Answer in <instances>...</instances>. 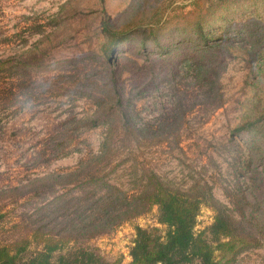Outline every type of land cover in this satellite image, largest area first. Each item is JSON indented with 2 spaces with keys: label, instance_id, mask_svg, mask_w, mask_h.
<instances>
[{
  "label": "rangeland",
  "instance_id": "obj_1",
  "mask_svg": "<svg viewBox=\"0 0 264 264\" xmlns=\"http://www.w3.org/2000/svg\"><path fill=\"white\" fill-rule=\"evenodd\" d=\"M189 1L0 0V59L25 62L0 70V245L39 227L126 264L134 225L164 232L155 204L123 219L150 173L172 188L208 190L251 234L237 173L248 136L234 127L264 96V75L248 38L196 49L178 39L175 19L161 24L157 43L130 37L104 49L103 18L135 30ZM213 214L202 202L193 231ZM36 249L29 242L19 255ZM227 264H264V243Z\"/></svg>",
  "mask_w": 264,
  "mask_h": 264
},
{
  "label": "trees",
  "instance_id": "obj_2",
  "mask_svg": "<svg viewBox=\"0 0 264 264\" xmlns=\"http://www.w3.org/2000/svg\"><path fill=\"white\" fill-rule=\"evenodd\" d=\"M188 6L166 16L160 23L146 24L135 30H118L103 18L101 33L105 40L104 49L109 50L115 43L130 37L137 38L141 47L157 43L161 24L178 19V30L184 34L178 39L192 41L191 45L196 49L232 35H241L237 40L248 38L263 65L264 75V0H190ZM22 63H25L22 59H0V70L7 65ZM116 98L118 102L119 97ZM120 114L124 118L126 110ZM97 119L96 116L89 121L95 124L99 122ZM234 129L248 136V139L242 140L247 150L240 158L237 173L240 177L239 212L251 234L244 232L238 222L225 214L221 204L212 198L208 190L172 188L150 173L138 193L139 203L124 208L123 219L155 204L158 223L164 226V232L158 235L155 228L134 225V237L128 252L130 259L126 264H185L191 261L197 264H227L239 251L257 242L264 243V96L259 98L252 114L240 120ZM258 163H261V172L255 169ZM205 201L212 205L214 214L210 224L195 233L196 216L200 204ZM70 240L68 235H57L36 227L30 239L0 245V264H120V259L107 261L97 248L82 247L74 240L70 247H66ZM29 242H33L38 249L28 257L19 255L26 250Z\"/></svg>",
  "mask_w": 264,
  "mask_h": 264
}]
</instances>
